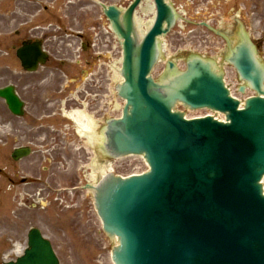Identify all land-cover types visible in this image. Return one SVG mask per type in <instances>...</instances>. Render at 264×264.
Here are the masks:
<instances>
[{
	"label": "water",
	"instance_id": "1",
	"mask_svg": "<svg viewBox=\"0 0 264 264\" xmlns=\"http://www.w3.org/2000/svg\"><path fill=\"white\" fill-rule=\"evenodd\" d=\"M126 22L117 30L125 39L126 80L118 91L128 105L107 135L116 156L145 154L151 172L112 177L99 189L105 230L121 243L115 264H264V99L251 98L239 111L200 59L172 86L156 84L148 76L162 15L142 45L132 37L130 15ZM247 62L239 68L255 85ZM5 96L12 102L10 92ZM179 101L227 113L231 123L185 120L173 112ZM31 243L32 253L18 264H58L49 243L37 234Z\"/></svg>",
	"mask_w": 264,
	"mask_h": 264
},
{
	"label": "flooded vegetation",
	"instance_id": "2",
	"mask_svg": "<svg viewBox=\"0 0 264 264\" xmlns=\"http://www.w3.org/2000/svg\"><path fill=\"white\" fill-rule=\"evenodd\" d=\"M22 1L7 0L8 6L2 13L16 26L13 36L0 41V78L11 77L14 92L23 104L22 114L12 117L13 137L16 148L31 146L34 152L47 155L53 168L67 171L78 162L82 163L84 154L82 128L68 114L82 112L79 109L86 107L88 114L92 113L99 123L102 112L108 111L113 104V92L105 94L106 70L103 53L99 51V46L104 41L110 43L113 36L103 6L125 10L134 0H93L92 14L87 13L89 20L80 16L85 10L89 11L81 2L76 4L77 8L70 6L68 9L70 0ZM168 2L179 11L177 6L192 10L204 5L207 48L209 51L216 49L215 35H220L222 45L216 53L220 60L227 58L233 38L250 27L253 44L264 63V13L255 30V0ZM153 7L154 0H142L140 8ZM27 42L30 46L38 44L47 55L46 63L39 64L33 72L24 71L19 58ZM81 177L82 173L76 174L74 183ZM24 180L21 183L27 185L28 180ZM29 218L30 223L34 221L32 216ZM29 218L17 219L19 231L28 226Z\"/></svg>",
	"mask_w": 264,
	"mask_h": 264
},
{
	"label": "rangeland",
	"instance_id": "3",
	"mask_svg": "<svg viewBox=\"0 0 264 264\" xmlns=\"http://www.w3.org/2000/svg\"><path fill=\"white\" fill-rule=\"evenodd\" d=\"M181 2H179L180 4ZM199 12L197 9L189 10L190 15L193 11ZM195 14V13H193ZM197 16V15H192ZM180 37V33H177ZM173 38V42L169 41L167 44V49L170 48L168 52H174V48L177 38ZM116 49L114 51V63L117 68L119 67L120 61V46L116 44ZM166 51V50H165ZM185 61H177L178 66L182 69L184 67ZM165 67L164 60L160 61L155 69L154 77L158 78L160 73ZM10 78L0 79V87L6 85ZM118 79H116L115 74V84H117ZM235 95L240 99L244 100L249 96H252L251 91H247L244 94H240L238 88H235ZM123 102L117 97H115V108L117 105L122 106ZM179 110H184L182 106L178 107ZM119 110V109H118ZM115 111L116 117L119 116L120 112ZM203 111H187L190 117H196L204 114ZM11 116L5 113L3 109L0 108V148L3 149V162L0 161V167L5 169L3 166H7L6 173L10 177L11 173V163L5 160V157L9 154V151L13 148L12 133H11ZM42 156H36L35 160L40 161ZM29 165V163H28ZM114 169L116 174L119 175H129L133 172H143L146 170L143 161L139 157H128L120 159L115 163ZM101 176V175H100ZM0 194H3L2 188H0ZM86 196V194H85ZM10 200H12V195H10ZM63 201H67V206L63 207L59 212L57 208L52 212L53 218L52 227L41 226L46 232L47 236L53 241L59 256L62 258V264H113L111 261V251L116 243L109 239L103 231L102 223L100 218L92 205V200L82 201L79 199L74 200V206H68L67 198L58 201V205L62 206L65 204ZM8 200H4L5 209ZM39 214L38 218H43V212H37ZM59 213L60 216H55ZM54 228H61V232ZM66 228L64 234L63 229ZM62 235V236H61Z\"/></svg>",
	"mask_w": 264,
	"mask_h": 264
},
{
	"label": "bare ground",
	"instance_id": "4",
	"mask_svg": "<svg viewBox=\"0 0 264 264\" xmlns=\"http://www.w3.org/2000/svg\"><path fill=\"white\" fill-rule=\"evenodd\" d=\"M150 13H151V14L153 13L152 10L150 11ZM142 34L144 35V33H142ZM116 79H118V80L121 79L120 74H119V69H118V70L116 69ZM99 140H100V139H99Z\"/></svg>",
	"mask_w": 264,
	"mask_h": 264
}]
</instances>
